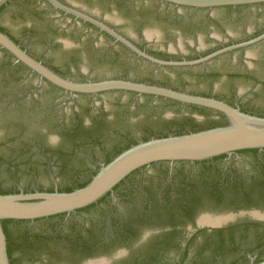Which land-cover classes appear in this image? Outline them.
<instances>
[{"label":"water","instance_id":"95a60500","mask_svg":"<svg viewBox=\"0 0 264 264\" xmlns=\"http://www.w3.org/2000/svg\"><path fill=\"white\" fill-rule=\"evenodd\" d=\"M0 264H264V0H0Z\"/></svg>","mask_w":264,"mask_h":264}]
</instances>
